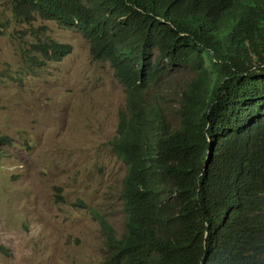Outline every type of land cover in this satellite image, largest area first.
Returning a JSON list of instances; mask_svg holds the SVG:
<instances>
[{
    "label": "trees",
    "instance_id": "trees-1",
    "mask_svg": "<svg viewBox=\"0 0 264 264\" xmlns=\"http://www.w3.org/2000/svg\"><path fill=\"white\" fill-rule=\"evenodd\" d=\"M14 18L78 28L125 92L110 140L127 165L102 264H264V0H10ZM1 33V31H0ZM73 50L32 44L38 66ZM176 68L191 74L176 86ZM13 139L0 129V161ZM7 253L0 246V253Z\"/></svg>",
    "mask_w": 264,
    "mask_h": 264
},
{
    "label": "rangeland",
    "instance_id": "rangeland-1",
    "mask_svg": "<svg viewBox=\"0 0 264 264\" xmlns=\"http://www.w3.org/2000/svg\"><path fill=\"white\" fill-rule=\"evenodd\" d=\"M0 31V129L13 139L0 161V264H102L99 217L118 234L124 224L127 165L110 144L123 86L108 63L93 60L78 28L20 23L10 0H0ZM38 37L73 50L38 66L28 59ZM190 74L176 68L169 78L172 120L176 86Z\"/></svg>",
    "mask_w": 264,
    "mask_h": 264
}]
</instances>
